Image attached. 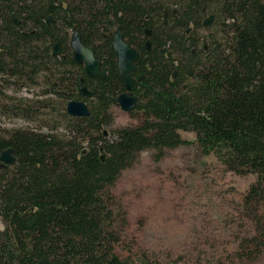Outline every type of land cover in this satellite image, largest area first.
Listing matches in <instances>:
<instances>
[{
    "label": "trees",
    "instance_id": "trees-1",
    "mask_svg": "<svg viewBox=\"0 0 264 264\" xmlns=\"http://www.w3.org/2000/svg\"><path fill=\"white\" fill-rule=\"evenodd\" d=\"M118 26L138 53V122L112 128L125 91L111 50ZM72 29L104 78L73 61ZM80 83L95 94L80 95ZM70 100L90 114L68 115ZM16 118L25 124L0 125V153L16 157L0 163V264H131L114 251L126 213L110 187L141 151L188 143L180 131L227 171L255 175L239 207L250 231L228 257L264 252V0H0V123Z\"/></svg>",
    "mask_w": 264,
    "mask_h": 264
},
{
    "label": "rangeland",
    "instance_id": "rangeland-1",
    "mask_svg": "<svg viewBox=\"0 0 264 264\" xmlns=\"http://www.w3.org/2000/svg\"><path fill=\"white\" fill-rule=\"evenodd\" d=\"M111 111L112 128L138 122L116 103ZM180 135L189 142L165 149L161 157L151 149L141 151L110 187L118 209L126 213L115 253L131 264H264V252L252 262L228 257L250 231L239 207L255 175L227 171L214 154L198 150L193 132Z\"/></svg>",
    "mask_w": 264,
    "mask_h": 264
},
{
    "label": "water",
    "instance_id": "water-1",
    "mask_svg": "<svg viewBox=\"0 0 264 264\" xmlns=\"http://www.w3.org/2000/svg\"><path fill=\"white\" fill-rule=\"evenodd\" d=\"M15 24L19 23V18L12 16ZM213 16L210 15L203 21V26H209L212 23ZM46 23H54L51 15L46 18ZM145 35H150V30L145 29ZM69 47L72 52V59L76 64H83V72L86 76L91 78H104L106 72L101 68V58L95 53L94 49L85 45L82 42L81 34L78 30L72 29L69 40ZM147 50L150 48L149 40L145 41ZM111 50L116 57L117 69L121 80L124 83L125 91L120 93L115 101L123 111H130L134 109L137 104L138 98L132 93V88L136 84L134 76L136 67L134 62L138 58L137 51L124 40L121 33V28L118 26L113 33V40L111 42ZM52 53L59 56L61 54L60 43L57 41L53 45ZM175 75V73H173ZM96 90H89L84 84L78 85V93L85 97H91ZM66 113L70 116H88L90 111L85 102L79 100H70L66 104ZM106 134V131H104ZM16 162V157L13 154V149L7 147L0 153L1 166L11 165Z\"/></svg>",
    "mask_w": 264,
    "mask_h": 264
},
{
    "label": "built area",
    "instance_id": "built-area-1",
    "mask_svg": "<svg viewBox=\"0 0 264 264\" xmlns=\"http://www.w3.org/2000/svg\"><path fill=\"white\" fill-rule=\"evenodd\" d=\"M21 93H23V94L25 93V94H26V93H27V91H26V90H22V92H21ZM26 96H29V97H31V95H29L28 93L26 94ZM12 121H14V123H15V122L19 123V124H20V126H21V124H22V123H23V124H25L24 122H22V121H21V119H17V118H16V119H13ZM5 122H8V121H6V120H5ZM2 124H4V123H3V122H2V123H0V125H2ZM2 126H3V125H2ZM14 127H18V126H14Z\"/></svg>",
    "mask_w": 264,
    "mask_h": 264
}]
</instances>
